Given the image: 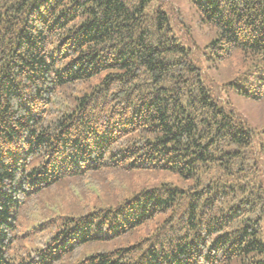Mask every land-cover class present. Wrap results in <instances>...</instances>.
Wrapping results in <instances>:
<instances>
[{
	"label": "trees",
	"instance_id": "1",
	"mask_svg": "<svg viewBox=\"0 0 264 264\" xmlns=\"http://www.w3.org/2000/svg\"><path fill=\"white\" fill-rule=\"evenodd\" d=\"M188 1L215 33L211 59L242 52L263 63L229 85L264 95V76L253 70L264 68V0ZM150 3L0 0V264H56L159 215L132 245L73 264H264L253 131L212 94L168 14ZM92 80L63 101V88ZM58 102L67 106L56 112ZM111 169L163 170L191 183H161L52 220L55 231L40 247L10 253L22 211L38 194Z\"/></svg>",
	"mask_w": 264,
	"mask_h": 264
},
{
	"label": "rangeland",
	"instance_id": "2",
	"mask_svg": "<svg viewBox=\"0 0 264 264\" xmlns=\"http://www.w3.org/2000/svg\"><path fill=\"white\" fill-rule=\"evenodd\" d=\"M160 7L168 14L169 24L177 42L188 49L191 61L199 68L201 77L212 94L227 101L233 111L242 116L253 131V147L256 149L261 178L264 181V95L254 99L239 94L229 82H243L248 72L256 64L259 68L262 62L250 54L237 52L218 60L211 59L207 54L206 45L215 36L214 31L205 24L188 0H151L150 8ZM253 68L255 77L264 76L263 70ZM93 80L76 83L63 88L64 102H72V97L83 91H88ZM240 82V83H241ZM63 103V102H62ZM67 106L58 102L54 109L60 111ZM171 183L179 187H187L191 180L184 179L168 171H123L105 170L91 175L90 178H70L59 185L38 194L32 199L22 215L18 228L14 232L15 241L10 253H23L24 246L38 248L46 240L55 227L51 221L60 223L67 216L81 215L99 207H109L131 197L134 192L143 188L154 187L161 183ZM159 215L152 221L138 226L126 236L116 237L107 241H96L85 244L76 257H67L56 264H73L76 260L101 251H109L116 247L132 245L142 237L151 233L161 222ZM57 229V228H56ZM264 232V228L262 229ZM264 240V235H263Z\"/></svg>",
	"mask_w": 264,
	"mask_h": 264
}]
</instances>
